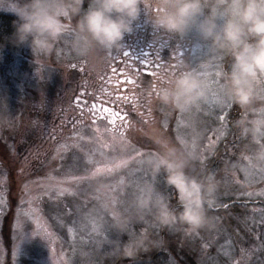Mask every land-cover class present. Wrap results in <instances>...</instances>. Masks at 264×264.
Here are the masks:
<instances>
[{"label": "rangeland", "instance_id": "1", "mask_svg": "<svg viewBox=\"0 0 264 264\" xmlns=\"http://www.w3.org/2000/svg\"><path fill=\"white\" fill-rule=\"evenodd\" d=\"M19 2L0 0V10L15 12ZM168 37L170 44L182 53L184 60L180 72L196 70L204 75L209 83V98L188 112L178 111L179 116H175L176 111L170 118L167 115L159 117L158 121L143 128V134L124 133L127 143L142 152L139 156L119 143L104 149L101 156L92 145V137L95 129L100 128L103 139L111 143V132L104 133L105 128L111 130L110 122L106 119L93 121L92 114H85L86 117L78 120L80 123L76 132L69 130L72 123L67 127L66 132L73 136L64 150L59 149L58 144L53 146V142L62 138L59 129L52 133L55 139L49 137L50 143L46 139L41 141L40 148L31 150L27 157L16 152V144L12 146V156L7 157L4 151L8 147L5 129L14 120L21 125L34 116L29 108L35 101V105L43 104L37 101L43 96L41 84H51L56 89L58 76L68 80V69L83 63L75 57L69 43L70 37L60 45L59 55L54 53L50 58L33 56L36 63L31 66V72L25 71L27 76H23L19 69L20 60H15L13 70L17 79L0 90V193L4 200V214L0 215V264H73L77 247L89 243L98 233L127 239V235L119 231L123 227L128 234L143 231L155 234L158 230L150 217L137 218L134 198L147 183L155 184L161 193L170 198L175 190L167 186L163 174L153 178L140 164L143 155L156 147L149 135L171 138L191 155V164L205 157L201 169L206 174L215 172L221 180L217 203L212 210L217 228L212 233H199L201 237H208L211 246L205 251L203 244L207 241L190 239L186 228L167 230L163 236L166 242L171 240L181 251L185 249V243L192 242L191 245L195 246L200 242L201 249L196 248L197 245L194 247L199 264H234L236 261L239 264H264V225L260 223L259 211L264 208V182L258 177L251 179L264 173V162L256 158L257 152L264 147L263 137L252 135L250 121L253 113L241 109L239 105H234L236 115L232 119V127L238 138L227 135L229 123L225 121L226 113L233 104L221 102L219 85L222 82L220 73L230 70L231 58H219V54L211 51L210 42L203 41L195 31L183 37ZM214 55L217 58L213 59ZM89 75L99 79L101 73L93 69ZM261 87L264 88V85ZM73 91L62 88V95L54 104L53 100L47 99L48 108L61 109L55 110L56 116L50 115L52 120L66 111L74 114V106L70 104ZM34 93L41 95L37 96L39 99L34 97ZM69 94L70 97H63ZM255 107L264 111V101H258ZM25 109L27 112L24 113ZM221 115L224 116L223 120L218 118ZM210 140L214 144L208 151ZM218 152L224 154L221 161L223 167H212L210 170L207 162L214 164L218 160ZM245 166L249 169L247 175L242 171ZM105 168L111 170L97 171ZM21 199L31 203L23 206L26 215L21 217L20 226L17 227L16 212ZM172 201L175 203V200ZM85 205L87 228L82 233L71 223L74 217L70 218V213ZM234 208L243 212V217L246 216L241 224L243 229L238 225L241 220L232 215ZM234 218L238 222L234 223ZM37 220L41 221L42 227H37ZM167 263L177 264L175 260Z\"/></svg>", "mask_w": 264, "mask_h": 264}, {"label": "clouds", "instance_id": "2", "mask_svg": "<svg viewBox=\"0 0 264 264\" xmlns=\"http://www.w3.org/2000/svg\"><path fill=\"white\" fill-rule=\"evenodd\" d=\"M142 14L158 32L183 37L195 31L210 42L211 51L219 58H231L230 70L220 73L221 102L252 112L250 132L264 137V111L255 107L264 101V0H20L10 39L30 48L35 57L50 58L59 55L60 45L70 37L75 57L96 69L124 46L125 37L136 30ZM145 91L155 93L161 105L188 112L208 100L209 83L196 70L182 71L162 84H149ZM149 139L156 147L143 155L140 164L153 178L164 175L167 186L175 190V203L155 184L147 183L135 196L133 206L137 218L150 217L158 231L128 234L120 227L127 239L98 233L77 247L73 264L137 261L166 245L160 234L164 230L186 228L199 234L217 228L212 215L221 187L217 174L194 173L191 155L171 138L149 135ZM256 158L264 162V147ZM242 171L247 175L249 169L245 166Z\"/></svg>", "mask_w": 264, "mask_h": 264}, {"label": "trees", "instance_id": "3", "mask_svg": "<svg viewBox=\"0 0 264 264\" xmlns=\"http://www.w3.org/2000/svg\"><path fill=\"white\" fill-rule=\"evenodd\" d=\"M85 7H87V3L85 4ZM16 20H17V16L15 15V12L0 10V90L4 89L5 85L7 86V84L12 83V80L17 79V77L14 74V70H13L14 69L13 65H15L16 59L20 60L19 69L20 71H22V75L25 74V71L27 70L31 72L32 71L31 66L36 63V61L33 59L34 55L31 52L30 48H28L27 46H18L11 42L10 38L12 37V34L15 31L14 21ZM108 64H109V61H107L104 65H108ZM92 71L93 69L90 68L85 62H83L80 65H78V67L71 66L68 69L67 77H66L68 80H66L64 77L58 76L57 79L55 80V84L56 82L58 83V87L56 89H53L51 87V84H46V83L41 84L42 86L41 89H43V96H41L38 93L37 94L34 93V97L37 98V96H41L40 100H37V101H40V103H43V104L41 106L35 105L37 104V102L35 101L31 104V107L29 108V110L34 114V116L29 118L26 121V123H21V125H19V123L17 125V120H14V122L11 125H9L7 129H5L7 138H8L6 141V145L8 147L4 151L7 157L12 156L10 154H12V151H13L12 146L14 144L18 145V146H15V149L18 150L16 152H20V155L23 154L24 156L26 155L27 157V155L29 154L31 150L40 148L42 144L40 143L41 141L43 142L46 139L47 142L50 143L49 133H53L52 130L54 128L59 126L60 128L67 129V127L70 126L71 124L69 123V121H74V120L78 121L76 119L74 120L69 119L67 121H64L65 126L64 125L61 126L62 120L59 122L58 120L55 121L53 119L52 120L53 123L50 126L52 128L51 129L49 127V121L51 119L50 118L51 114L48 108L47 99L50 98L51 100H53L52 101L53 104L56 103L58 100V97L62 95V88H68V89L70 88V90H74L71 98L73 96L74 97L78 96L79 94H76V92L77 90L79 91L80 89H86L85 90L86 95H84L83 97H87V95H89L91 98L94 97L95 94L91 93V90H93L94 86L96 87L97 85L100 87L99 89H102L101 84H102V81L104 80L103 79L97 80L96 78L91 77L89 74ZM25 76L27 75L25 74ZM98 81L99 83H97ZM67 83H69L68 86H67ZM67 96L70 97V94L65 95L63 97L67 98ZM72 106L75 107V105H72ZM234 108L235 106L233 104L231 109L227 111L226 113L227 118L225 121L229 123L228 130H227L228 137H233L234 135V137L238 138V135L235 134L234 128L232 127V123H233L232 119H234L236 115L234 113L235 111ZM23 112L24 113L27 112L26 109ZM55 112L56 111H53L52 114L55 115L56 114ZM74 114H77V112L75 111ZM15 127L17 128V130ZM69 130H71L70 127H69ZM72 136L73 135H69L66 137L61 136L62 138L60 140L58 138V141L56 140V142H53L54 143L53 146L55 144H58L59 149L62 148L64 150L66 147H68V140L72 139ZM52 138L55 139V136L53 135ZM237 138H236V144L238 143ZM263 144H264V137H263ZM255 145L257 146V144ZM240 146H242V143ZM223 156H224L223 153L219 154L217 157L218 160L215 161L214 164H211V162L210 163L207 162L209 165V169L211 170L212 167H217L218 169L222 168L223 162L221 161H222ZM204 158L205 157H202L200 158L202 159L201 161L196 160L193 164H191V170L194 171L196 174H206L205 171L201 169V163L204 164ZM214 159H215V156H214ZM171 195H173L171 196V199L175 200V192H172ZM231 211H233L232 215H234L235 218H239L241 220V222H238L234 218L233 219L234 223L238 222L239 223L238 225L242 228L241 224L244 223V221L246 220V219L244 220L246 216L243 217L242 215H244V213L243 212L241 213L239 209L234 208ZM166 231L167 230H164L162 232V236H165ZM191 243L192 242L185 243L184 244L185 249H182L181 251L177 249V245L176 246L173 245L171 243V240H169V243H166L165 245L166 250H160V249L152 250L151 252H148L142 255V257L139 258V260L137 261L130 262L126 260H121L118 262V264H168L167 262L173 259L177 262V264H199L198 262L199 256L197 254V250H195L194 247L197 245L196 248L201 249L202 245L200 244V242L195 244V246L191 245ZM189 250L192 251L193 253L189 252ZM169 257H171L172 259H169ZM108 264H113V262L110 261Z\"/></svg>", "mask_w": 264, "mask_h": 264}, {"label": "flooded vegetation", "instance_id": "4", "mask_svg": "<svg viewBox=\"0 0 264 264\" xmlns=\"http://www.w3.org/2000/svg\"><path fill=\"white\" fill-rule=\"evenodd\" d=\"M145 19L146 17L142 14L136 30L132 34L125 37L124 46L114 50L110 54L108 59L109 64L95 69H98V73H101V77L98 76L99 79L104 80L101 84L102 89H99L100 87L98 85L96 87L94 86L91 93L95 95L92 98L89 95H87V97H83L86 95V89L77 90L76 94H79L78 96H80L82 92L84 93L83 96H80V99L82 101L86 100L88 102L87 105H77L75 103L77 96L72 97L70 104L75 105V110H73L74 113L76 111L77 114H69L68 111L64 114L59 113L58 115H61V117L54 119L55 121L58 120L60 122L61 120L67 121L69 119L79 120L81 117V107H83V117H86L88 114H91L87 111L88 107H90L93 103H96L98 107L110 108L119 115L108 116L107 113H98L95 120L106 119L110 122L109 127L111 129L114 128L116 132L123 131L126 134L128 132L142 133L144 131V127L158 121L159 117L167 115L170 118L171 115L177 111L168 106L159 104V102L155 99V93L149 95L145 91V88L152 83L162 84L166 80L170 79L173 74L179 73L181 63L184 60L182 53L170 44V39L168 37L169 34L154 30L145 22ZM125 50H131L134 56H139L142 52L150 53L148 56L150 63L142 66L139 62L129 60L127 64H123L118 63L113 59L115 56L120 54L119 60H124L122 52ZM157 64L161 65V67L157 68ZM128 65L131 66L129 67ZM73 66L78 67L77 64ZM113 66L117 70L114 77L112 73ZM124 72H127V75H124ZM150 72H155L156 76L149 75L148 73ZM109 77H113V79L109 80ZM97 83H99V81ZM118 89L119 91H117ZM108 93H111L113 97L120 95L128 96L130 99L127 102H118L115 104L109 103L108 101L110 98ZM121 109L124 111L121 112ZM55 110L60 111L61 109ZM55 110L52 109L51 106L49 108L50 114H52ZM125 112L127 113L125 119L129 121L130 125L126 129L119 119L120 116H124ZM141 115L143 116V119H141ZM175 116H179L178 111L175 113ZM112 121H115V123L113 124ZM51 125L52 119L49 121V126ZM59 129L62 136L73 135L72 133L68 134L65 128H58L57 130L59 131Z\"/></svg>", "mask_w": 264, "mask_h": 264}, {"label": "snow or ice", "instance_id": "5", "mask_svg": "<svg viewBox=\"0 0 264 264\" xmlns=\"http://www.w3.org/2000/svg\"><path fill=\"white\" fill-rule=\"evenodd\" d=\"M151 47V45H150ZM119 55L118 54L117 56H115L113 59L116 60L118 63H123V64H127V62L129 60H133L135 62H139L142 66L144 65H148L150 62L148 60V56L150 55V53H147V52H142L139 56H134L133 52L131 50H125L122 52V56L124 57V60H119ZM129 67L131 65H128ZM157 68H160L161 65L157 64L156 65ZM82 71V69H81ZM117 70L116 68L113 66L112 67V73H113V77L115 76ZM124 75H127V72H124L123 73ZM149 75H152V76H156V73L155 72H150L148 73ZM113 77H109V80H112ZM130 82V81H129ZM119 91V89L117 90ZM84 93L82 92L80 94V96H83ZM109 95V103H118V102H127L129 101V97L128 96H120V95H116V96H112L111 93H108ZM80 96H77L76 97V101L75 103L77 105H80V106H83V105H87V101L84 100L82 101L80 99ZM87 111L89 113L92 114V118H93V121L95 120V118L97 117V114L98 113H107L108 116H118L119 114L114 112L112 109L110 108H100L97 106L96 103H93L90 107H88ZM124 110L121 109V112H123ZM81 117H83L84 115V112H83V107H81V113H80ZM127 116V113L125 112L124 113V116H120L119 119L121 120V123L124 125L125 129L128 128L130 125H129V121L127 119H125V117ZM219 119L223 120L224 119V116L221 115L218 117ZM141 119H143V116L141 115ZM69 123H72V131L73 132H76L77 131V124L80 123V121H69ZM112 123L114 124L115 121H112ZM64 124V121H62L61 123V126H63ZM55 129L52 130V132H54ZM111 132V143L105 141L103 139V135L101 134V130L100 128H96L95 129V133L92 137V145L93 147L95 148V150L97 152H99L101 154V156L104 155V149L106 148H109V147H113L115 146L117 143H119V145L121 147H127L129 149L130 152H135L136 153V156H139L142 154V152L132 146L131 144H128L127 141L124 139V132L123 131H120V132H116V130L113 128V129H108V128H105L104 129V133H109ZM49 137L52 138V133H49ZM214 144V141H211L209 142V145H208V151L210 150L211 146ZM26 159V158H25ZM118 167V165H117ZM111 169L110 168H105V169H97V171H110ZM259 178L262 182H264V173H261L257 176H254L253 178L251 179H256V178ZM249 195H251L249 193ZM26 203H31L30 201H25L24 199H21L19 201V204H20V207L17 208V212H16V216H17V227L20 226V219L22 216H25L26 213L24 212V205ZM3 204H4V200H3V194L0 193V215H3L4 214V208H3ZM260 213H261V219H260V223L262 225H264V208H261L259 209ZM86 212H87V206L85 205L82 209H77L76 211L70 213V218L71 217H74V219H71V223L76 227L78 228L82 233H85V230L87 228V223H86ZM37 223V227L40 228L42 227L41 225V221L40 220H37L36 221ZM189 234H190V239L192 240H199V241H207V243H204L203 244V249L206 251L210 246H211V241L208 239V237H201L199 236V234L197 233H192L189 231ZM262 247H264V245H262ZM160 250H166V246L160 248ZM243 251V250H242ZM169 259H172L171 257H169ZM14 260H15V246H14ZM174 260V259H173ZM234 264H239V261H236L234 262Z\"/></svg>", "mask_w": 264, "mask_h": 264}]
</instances>
